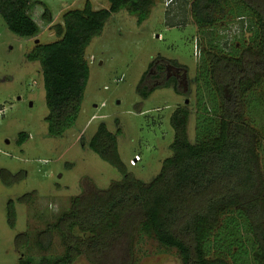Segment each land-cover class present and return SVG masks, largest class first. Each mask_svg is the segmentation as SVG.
Masks as SVG:
<instances>
[{"label": "trees", "instance_id": "obj_1", "mask_svg": "<svg viewBox=\"0 0 264 264\" xmlns=\"http://www.w3.org/2000/svg\"><path fill=\"white\" fill-rule=\"evenodd\" d=\"M109 2L108 9L95 10L87 3L83 9L67 10L63 24L58 26L61 38L38 43L28 54L29 60L42 66L49 109L46 122L52 137H63L83 113L91 77L87 51L93 40L103 34L115 14L127 11L142 24L156 4L155 0ZM231 2L194 0L191 12L197 26L213 27L217 13ZM31 3L0 0V15L10 31L28 39L40 31L29 13ZM235 3L243 10L242 24L253 28L251 40L233 49L235 52H219L211 43L204 53L207 82L220 106L218 114L203 118L192 141L189 124L194 112L188 105L178 106L171 116L175 133L172 156L163 161L159 175L148 183L132 174L123 162L120 132L114 133L106 123H100L90 148L114 166L122 179L113 181L106 190H90L74 197L70 208L39 232L37 242L44 251L51 249L58 233L65 247L63 255L40 260L29 257L23 264H74L81 257L91 264H136L135 240L143 231L162 246L176 249L182 264H234L221 246L228 238L237 242L229 232L232 228L235 237L239 231L248 234L255 263L264 264V124L251 116L253 101L264 99V0ZM44 18L50 20L48 9ZM166 63L187 69L176 61ZM171 64L149 65L138 86L143 99L161 87L182 94L178 79L168 77ZM151 69L155 73L150 76ZM158 81H163L162 86L151 87ZM27 137L20 133L18 144L22 146ZM9 178L8 184L13 180L10 173ZM15 219L11 202L9 222L13 228ZM29 244L27 235L23 245Z\"/></svg>", "mask_w": 264, "mask_h": 264}, {"label": "rangeland", "instance_id": "obj_2", "mask_svg": "<svg viewBox=\"0 0 264 264\" xmlns=\"http://www.w3.org/2000/svg\"><path fill=\"white\" fill-rule=\"evenodd\" d=\"M193 1L155 0L150 16L142 24L127 11L108 21L103 34L87 51L91 77L83 113L61 138L48 132L42 66L39 61L29 60L28 54L38 43L61 38L58 26L63 24L67 10L83 9L87 3L95 10L108 9L110 2L32 0L29 13L40 31L30 39L11 32L0 15V264H23L29 257L40 260L63 255L65 247L58 233L54 234L51 249L44 251L37 242L39 232L54 224L70 208L74 197L90 190H106L113 181L122 179L114 166L90 148L100 123H106L114 133L120 132L123 162L132 174L148 183L159 175L163 161L172 156L175 133L171 116L178 106L188 105L194 112L189 124L192 141L203 118L218 114L220 106L207 82L204 53L211 43L219 52H235L233 49L251 40L253 28L242 24L243 10L235 0L220 9L213 27L200 28L191 12ZM46 9L50 20L44 18ZM167 60L186 65L187 69ZM151 63L171 64L168 77L178 79L181 95L171 87H161L148 99L140 96L138 86ZM154 73L151 69L150 76ZM162 84L158 81L151 87ZM253 103L251 116L264 124V99ZM22 132L28 137L20 146ZM136 155L142 160L132 166ZM9 173L13 180L8 184ZM11 202L16 211L14 228L9 222ZM232 230V240L237 242L228 238L222 248L234 264H256L248 234L239 231L235 237ZM27 235L30 244L24 246ZM135 259L136 264H182L176 249L162 246L147 231L136 237ZM74 264L91 263L81 257Z\"/></svg>", "mask_w": 264, "mask_h": 264}, {"label": "built area", "instance_id": "obj_3", "mask_svg": "<svg viewBox=\"0 0 264 264\" xmlns=\"http://www.w3.org/2000/svg\"><path fill=\"white\" fill-rule=\"evenodd\" d=\"M3 111H0V115H2ZM142 160L140 155H136L134 159L131 160V165L136 166Z\"/></svg>", "mask_w": 264, "mask_h": 264}]
</instances>
